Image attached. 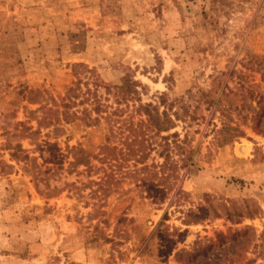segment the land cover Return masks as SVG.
Listing matches in <instances>:
<instances>
[{"label":"rangeland","instance_id":"374dc122","mask_svg":"<svg viewBox=\"0 0 264 264\" xmlns=\"http://www.w3.org/2000/svg\"><path fill=\"white\" fill-rule=\"evenodd\" d=\"M75 71L94 74L112 105L131 78L142 101L181 98L191 117L175 128L186 138L173 157L193 160L179 170L184 193L153 204L127 176L91 194L101 169L70 168L68 150L100 166L93 155L121 140L128 115L61 120ZM237 125L243 136L227 140ZM207 198L220 216L204 217ZM222 204L256 212L230 218ZM189 209L203 219L184 222ZM162 218L172 234L139 254ZM167 237L178 240L162 261ZM0 264H264V0H0Z\"/></svg>","mask_w":264,"mask_h":264},{"label":"trees","instance_id":"16d2710c","mask_svg":"<svg viewBox=\"0 0 264 264\" xmlns=\"http://www.w3.org/2000/svg\"><path fill=\"white\" fill-rule=\"evenodd\" d=\"M84 65L83 63H75L74 66ZM88 71V70H87ZM77 76L71 85L67 86L65 98L66 104L61 112L63 121L80 126L81 124L92 125L99 122L101 115L108 111L118 117L124 114L128 115V119L116 121L115 131L119 134V142L104 143L99 146L98 153L94 154L101 165L96 167L91 162V156L85 153V150L80 146H71L69 152L73 160L69 161V167H76L78 164H84L87 168L101 169V174H98L96 179H90L89 185H96V188L91 189V194L99 196H107L113 187L118 186V183L127 176L134 177V181L138 186L147 193L150 202L153 204H162L170 193L173 192L175 197L184 193L180 185H176L179 178V170L183 167L190 168L193 164L192 158L183 159L179 162L173 157V152L179 143L186 137L180 138V132L175 129L180 121H186L188 113L187 106L181 101V98H169L167 92H160L154 101H142L141 92L138 86L144 87L140 81L131 78V80H123L121 82V92L113 91V104L108 103L107 97H102L98 92L99 81L94 77L91 80L79 76V72H74ZM125 86L130 87L131 93L128 95L123 92ZM107 93H110L111 88L106 87ZM179 104H176L177 101ZM177 105V106H176ZM79 106H81L79 108ZM137 116L135 122L133 118ZM43 121L46 125L52 122L44 117ZM38 126H41L42 120H37ZM174 129V130H172ZM235 132L228 136L227 140H232L234 137L243 136L244 131L237 125ZM172 130V131H171ZM23 151L21 144L14 145V153ZM152 151L156 152L162 161L147 162ZM208 207H205L204 217H217L221 212L216 206H213L211 200L207 198ZM225 213L228 217L240 218L243 216H253L256 209L246 206L245 208H236L235 204L227 206L222 204ZM230 208H233L232 212ZM192 216L184 218V222H199L203 217L194 216L195 211L189 209ZM211 211V212H210ZM164 218V217H163ZM163 218L157 223L154 230L147 237H143L138 245L139 254L146 253L149 248L150 241L154 236H164L168 233V225L164 223ZM163 225V226H162ZM183 235L184 232H178ZM109 240L107 236H104ZM178 238L167 237L163 248L160 250V255L164 256L162 261H165L166 256L170 254L175 246Z\"/></svg>","mask_w":264,"mask_h":264}]
</instances>
